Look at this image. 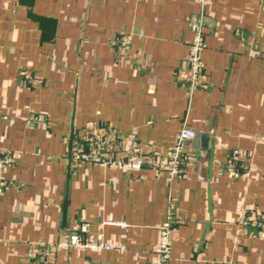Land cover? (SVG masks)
Returning a JSON list of instances; mask_svg holds the SVG:
<instances>
[{
	"label": "crops",
	"instance_id": "crops-1",
	"mask_svg": "<svg viewBox=\"0 0 264 264\" xmlns=\"http://www.w3.org/2000/svg\"><path fill=\"white\" fill-rule=\"evenodd\" d=\"M184 126L191 161L172 182L163 164L124 174L71 159L76 137L104 128L161 162ZM0 149L18 156L0 172V264L47 250L49 264H154L169 214L171 264H264V228L247 221L264 216V0H0ZM232 152L246 177L229 176ZM82 222L123 251L54 248Z\"/></svg>",
	"mask_w": 264,
	"mask_h": 264
},
{
	"label": "built area",
	"instance_id": "built-area-1",
	"mask_svg": "<svg viewBox=\"0 0 264 264\" xmlns=\"http://www.w3.org/2000/svg\"><path fill=\"white\" fill-rule=\"evenodd\" d=\"M204 2L205 0H197V3L201 6H203ZM192 30L194 37L189 44L188 76L186 78L190 94L202 87L200 82L203 72L201 57L205 48L204 17L202 15L193 19ZM116 42L118 43V48H126L129 44V40L124 37L116 39ZM255 49L253 47L252 51L255 52ZM34 119L39 122L44 121L41 116H37ZM114 136L110 129L101 128L94 134L87 133L84 136L76 137L71 144V159L77 163L85 162L101 168L117 169L124 174L137 172L145 167L157 168L163 164L167 181L172 182L175 179L185 177L186 167L191 161V156L186 151V148L196 134L193 130L185 126L182 127L176 135L175 142L168 156L161 162H157L153 156H146L132 135L125 138H115ZM117 154L118 158L116 157ZM17 159L18 156L14 152L0 149V172L12 165ZM227 171L229 176L233 178H237L240 175L245 177L248 175L245 166L241 164L237 152H232L229 155ZM247 221H250L249 223L254 227L264 228V216L258 218L250 217ZM247 221L243 223L247 224ZM174 224L175 222L169 214L166 221L159 228L158 243L153 250L156 260L154 264H171V247L175 235ZM88 230V224L82 222L76 231L65 233L55 244L54 248L62 250L75 248L96 253L108 250L123 251V248L110 243L86 239L85 235ZM50 261L51 252L47 250L35 259L34 264H49Z\"/></svg>",
	"mask_w": 264,
	"mask_h": 264
}]
</instances>
